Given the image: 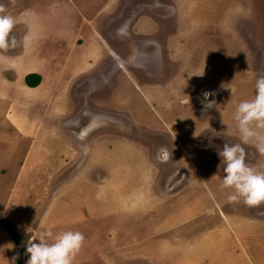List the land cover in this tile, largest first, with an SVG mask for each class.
Wrapping results in <instances>:
<instances>
[{
  "label": "rangeland",
  "instance_id": "obj_1",
  "mask_svg": "<svg viewBox=\"0 0 264 264\" xmlns=\"http://www.w3.org/2000/svg\"><path fill=\"white\" fill-rule=\"evenodd\" d=\"M0 15L16 21L0 49V264H25L43 230L83 235L72 264L195 259L218 220L264 238V201L228 202L217 154L241 143L233 101L264 75V0H0Z\"/></svg>",
  "mask_w": 264,
  "mask_h": 264
},
{
  "label": "clouds",
  "instance_id": "obj_2",
  "mask_svg": "<svg viewBox=\"0 0 264 264\" xmlns=\"http://www.w3.org/2000/svg\"><path fill=\"white\" fill-rule=\"evenodd\" d=\"M15 22L10 15H0V49L16 45L15 37L10 35ZM253 90L250 99L233 101L234 111L231 119L235 121L241 143H225L217 153L222 161L224 173L220 179V186L232 190L226 195V200L228 202L242 200L247 205H256L264 201V171L245 163V151L241 146L251 142L257 152L264 156V75L255 79ZM207 95L208 93H205V97ZM213 106L214 101L204 103L205 109ZM90 130L91 125L86 126L78 138L83 139ZM161 155L167 159L166 149L161 150ZM261 167L264 168V165ZM83 239L79 231L67 230L57 232L55 235L48 230L40 231L26 242L25 252L28 258L25 264H72V259L80 249Z\"/></svg>",
  "mask_w": 264,
  "mask_h": 264
},
{
  "label": "crops",
  "instance_id": "obj_3",
  "mask_svg": "<svg viewBox=\"0 0 264 264\" xmlns=\"http://www.w3.org/2000/svg\"><path fill=\"white\" fill-rule=\"evenodd\" d=\"M45 222L47 223V220ZM213 225L216 226V230L211 234L215 238L210 240V235H208L204 239L198 238V242H196V245L204 244L200 248L196 247L197 252L198 250L202 251L201 256L195 259L181 258L175 264H203V260L205 261L204 264H264V238L257 239L250 236L245 238L243 233H241L242 236L237 235L235 231L231 233V229L223 223V220L220 222L218 220ZM1 230L0 228V234L5 237V231L2 230L4 234ZM6 240L10 241L8 238ZM190 250L193 251L192 248ZM99 254L101 255V264H106L108 260L113 261L114 264H119L120 253L116 251L107 253L104 250L97 253V255ZM87 262L82 260L79 264H88Z\"/></svg>",
  "mask_w": 264,
  "mask_h": 264
},
{
  "label": "trees",
  "instance_id": "obj_4",
  "mask_svg": "<svg viewBox=\"0 0 264 264\" xmlns=\"http://www.w3.org/2000/svg\"><path fill=\"white\" fill-rule=\"evenodd\" d=\"M41 77L39 74L30 73L24 77V83L28 87H36L40 83Z\"/></svg>",
  "mask_w": 264,
  "mask_h": 264
}]
</instances>
